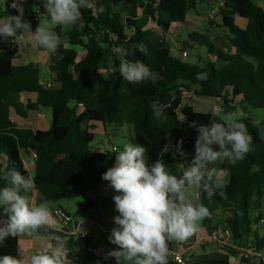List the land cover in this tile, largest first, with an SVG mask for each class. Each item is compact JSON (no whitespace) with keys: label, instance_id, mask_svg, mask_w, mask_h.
<instances>
[{"label":"trees","instance_id":"1","mask_svg":"<svg viewBox=\"0 0 264 264\" xmlns=\"http://www.w3.org/2000/svg\"><path fill=\"white\" fill-rule=\"evenodd\" d=\"M93 2L97 7L103 5L105 12L93 15L91 9H82L83 29L72 27L64 31L62 26H55V30L68 40L69 47L61 46L50 53L53 58L57 57L49 66L53 73L47 82L50 87L42 79L39 64H14L16 49L0 44V188L8 185L3 177L13 168L28 177L22 151L34 152L33 180L40 193L39 202L71 199L80 194L84 202L76 214L94 207L95 203L87 194L103 183L102 174L115 163L117 151L89 153L95 139L90 129L96 124L131 126V141L147 149L149 162L159 157L167 145V138L172 137V153L169 156L164 153L163 160L170 165L173 174L180 175L183 169L179 162L191 161L198 135L189 124L219 121L211 110L202 112L190 104L182 105L184 99L179 94L182 90L193 91L199 98H222L255 109L264 108V9L253 0H224L222 5L220 0ZM28 3L40 6V11L33 12L27 19L34 31L44 11L43 3L42 0H28ZM206 5H215L220 18L218 26L228 30L226 36L234 52L218 47L207 31L195 30L188 33L183 47H203L212 59L205 65L182 63L172 56L170 46L164 40L155 39L154 35L156 31L164 35L170 33L174 24L187 25L188 15L191 12L202 14L200 7ZM140 43L146 46V55L135 50L134 46ZM121 45L134 51L128 59L143 61L162 79L157 84L151 81L131 84L124 80L119 73L121 57L117 51ZM80 50L84 51L82 58ZM109 65L116 71L105 80L102 73ZM198 73H207V79L198 80ZM153 101L166 106L164 118L153 116L150 107ZM41 107L52 110L48 130H33L23 124ZM240 120L253 138L252 150L234 165L226 161L215 165L227 170L228 182L222 189L225 197L216 194L209 201L205 193L198 191L199 199L194 202H202L209 210L203 224L208 225L216 213L223 214L235 241L252 232L253 200L264 195V140L253 119ZM261 125L264 126V122ZM179 140H183L186 157L175 153ZM34 237L48 238V235L41 230ZM19 239L20 236L8 237L0 244V256H18ZM174 243L169 242V255ZM67 247L69 258L81 264H116L114 258L105 259V255L92 253L90 246L84 252L74 251L72 241L67 240ZM183 264L228 262L199 259L185 260Z\"/></svg>","mask_w":264,"mask_h":264},{"label":"clouds","instance_id":"2","mask_svg":"<svg viewBox=\"0 0 264 264\" xmlns=\"http://www.w3.org/2000/svg\"><path fill=\"white\" fill-rule=\"evenodd\" d=\"M24 3L25 0H12L10 7L17 14L0 17V39L8 41L11 38L20 47L41 48L49 53H55L61 46L69 47L68 40L54 26L83 29L82 9H91L93 15L105 12L104 6L97 7L93 0H42L44 11L33 31L31 22L25 19ZM8 6L5 0V12ZM23 34H27L26 38ZM134 48L147 54L142 43ZM117 51L121 57L119 73L128 83L151 81L157 84L162 79L143 61L128 59L134 55L132 49L121 45ZM115 71L116 68L109 65L102 73L105 80ZM196 78L206 80L207 73H198ZM150 107L156 119L165 117L164 104L153 101ZM212 114L219 121L213 119L208 124L192 121L189 124L198 132L195 155L187 165H180L183 169L180 175L173 174L163 160V154L171 150L169 145L163 147L154 162H149L147 149L140 144L126 143L116 153L114 165L102 174V180L117 193L112 199L118 213L108 237L117 247L109 250L105 259L114 258L116 264H168L169 242L186 241L199 231L200 222L209 215L202 202H192L189 191H201L209 201L216 194L226 196L222 190L225 186L222 176L227 170L215 165L225 161L234 165L243 160L252 150L253 138L238 113L215 109ZM175 153L180 157L187 156L183 140L177 141ZM3 179L8 185L0 188V244L8 237L37 236L41 230L48 235L49 242L27 258L19 249L18 256H0V264H73L66 237L56 234L61 228L48 202L36 203L30 198L29 194L35 188L34 180L15 168ZM78 230L86 235L81 227Z\"/></svg>","mask_w":264,"mask_h":264},{"label":"crops","instance_id":"3","mask_svg":"<svg viewBox=\"0 0 264 264\" xmlns=\"http://www.w3.org/2000/svg\"><path fill=\"white\" fill-rule=\"evenodd\" d=\"M4 2L5 0H0V8L4 9V11H1L0 9V17L5 16L6 14L16 15L17 12L10 7L12 0H7V5L9 6L7 7L6 12L4 7ZM213 8H215V5L201 6L200 7V10L202 11L201 16H205L209 14ZM24 9H25V19H28V17L33 12H36V6L34 7L33 5H30L28 3V0H25ZM195 14H196L195 12H191L188 15L187 17L188 23H189V18L191 17L196 20L200 19V17L196 16ZM185 26L189 28V26L187 25ZM159 32L160 31H156L154 37L155 39H158V41H162L165 35L162 32H160L161 35L158 36L157 33ZM23 35L26 38L27 34H23ZM213 38H214L213 39L214 43L217 45L216 38L215 37ZM0 44L11 45L16 49L17 55L14 59V64L16 65L37 63L41 67L46 66L49 68L50 64H54L57 58V57L53 58L49 52L41 48H33L31 46L20 47L18 44L13 42L12 39H9L8 41H3L2 39H0ZM181 46L183 47V45ZM217 46L224 49L225 51L234 52V48L232 47L230 42L224 47H221L219 45ZM183 98L185 99L182 105H185L186 103L190 104L195 110L202 112H208L210 110L212 111V106L216 102V100L212 98H204L205 100H200V98L196 97L194 94H189V95L184 94ZM198 108H203V109H198ZM219 109L223 110V112H236L238 113L240 119L248 117L258 121L260 124L261 122H264V108L255 109L245 104H236L224 100L222 103H220ZM28 119L23 121L25 122V125L33 130H37V128L34 129L33 127H31V124L26 123ZM119 127L122 128L123 126H119ZM132 134H133V130L131 132V137ZM105 138L107 139V144L111 145L112 139L110 138V136L105 135ZM167 145H169L171 150L169 152H166L165 154L169 156L171 155L174 146L172 137L167 138ZM113 148H117V147L112 145V148L103 149L100 151H108V150L113 151ZM194 150H195V146L193 148V151ZM116 151H118V149ZM193 151L191 153L192 156H193ZM26 154L28 157L31 156V152ZM24 164H26L25 160H24ZM166 164L170 166L168 163ZM187 164L188 163L179 162V165H187ZM27 169L29 172L28 177H31L33 179L35 172L34 166H30ZM116 194L117 193H115L114 190L108 187V182L103 181V183L100 186L93 189L87 194L88 198L95 203L94 207L89 208L87 211H84L81 214H76L78 208L84 202L80 194H77L73 198H71V199H76V197H80L79 200H76L74 206L71 205V202H66L65 201L66 199H58L48 202V206L53 211V214L55 210L61 209L71 216L72 220L67 224L60 221L57 217L56 219L59 221V225L61 228V231L58 232L59 234H61L63 237H66L68 241L71 240L72 245L75 244L77 240L81 241V245L79 249L75 247L74 250L72 246L74 251L84 252L87 250L88 246H90L93 248L92 253H94L97 256H101V255H105L109 250L115 249L117 247L116 245L111 244L108 240V237L111 233V229L115 227L114 217L118 215V213L115 211V205L112 199V197ZM29 195L33 202L36 203L39 202L40 193L35 188ZM188 195L193 203L199 199V192L196 189H191ZM71 199H67V200H71ZM257 199L259 202L255 205L253 204L254 205L253 208L256 213V215L254 216L256 220V226L259 224V222H263L264 220V201L259 198ZM251 213H250V218L252 220L251 233H253V231L256 230L253 227V217H251ZM215 217H217V219L214 222ZM80 218L83 219L82 224H80ZM80 227L84 230L86 235L80 233V231L78 230ZM226 227L227 226L225 222V216L221 213H216L211 218V221L208 223V225L200 223L199 231L196 232L190 238H188L186 241H174L175 243L172 253L175 252L181 253L186 261H196L199 259L200 260L204 259V260H225L228 262V264H260L258 260L253 261L252 259H247V260L243 259L242 250L255 245L258 248V250H260L261 252V249L264 248V238L256 237L254 240H250L248 235L242 240L235 241L232 238L230 241L227 242L224 239V234L222 231ZM215 229L221 231L218 240H214L210 237L211 231ZM47 242H49V238L46 237L20 236L18 246H19V250H22L25 257L27 258L34 252H37V249L35 248H38L39 251L42 250L43 246ZM169 257L170 255H168L167 257L168 264H173V261Z\"/></svg>","mask_w":264,"mask_h":264},{"label":"rangeland","instance_id":"4","mask_svg":"<svg viewBox=\"0 0 264 264\" xmlns=\"http://www.w3.org/2000/svg\"><path fill=\"white\" fill-rule=\"evenodd\" d=\"M253 2L264 9V0H253ZM259 2V3H258ZM1 9V8H0ZM1 11H4L2 8ZM196 16H199L200 19H193L192 17L189 18V23L187 28L185 25H178L174 24L171 27L170 33L165 35L163 40L170 46L171 48V54L176 59L180 60L182 63L190 64V65H205L211 58V56L207 53L206 49L199 46H187L182 47V42L187 39L188 33L196 30V31H207L209 34H211L213 37L216 38L217 45L224 47L225 45L229 44L228 39L226 38L228 30L223 29L218 26L220 23V18L217 15V10L213 8L211 12L205 16H201V13H196ZM195 16V17H196ZM58 26V25H57ZM55 27V26H54ZM64 31H69L72 29L70 26H62ZM158 36H160V32L157 33ZM186 50L188 52V56L184 57L182 56V52ZM84 51L80 50V57H83ZM42 79L44 82H48L52 79L53 73L49 70L48 67L42 66ZM180 96L183 98L184 94L189 95L193 94V91L187 92L186 90H182L181 93H179ZM185 99V98H183ZM200 100H205L204 98H200ZM203 109V108H198ZM37 112H41L44 114L43 118H39L37 116ZM255 119V118H254ZM52 121V110L50 108H44L41 107L38 111H35L31 113V116L26 121L27 124H31V127L34 129H40V130H48L50 127ZM25 124V122H23ZM36 124V125H34ZM254 126L258 128V131L264 140V126H262L258 121L254 120ZM95 134V139L90 145L89 153L90 155H93L94 153L103 150V149H110L113 146H116L118 151L122 149L123 145L126 143H131V132L132 127L129 125H124L122 128L119 126H116L113 123H108L106 125L103 124H96L93 128L90 129ZM105 135H109L112 139V144H107V139L105 138ZM117 151V152H118ZM195 155V150L193 151V156ZM22 157L26 161L27 164H30V157L27 156L25 151H22ZM30 166V165H29ZM223 184L228 182V175L222 176ZM80 197H76V199L71 200H65L66 202H71V205L74 206L76 200H79ZM259 201L257 198H254L253 204H257ZM253 205V206H254ZM251 217H253V227L256 231H253V233L249 234V239L254 240L256 237L264 238V220L263 222H259V224L256 226V220L254 216L256 215L254 208H252ZM217 219V217L214 218V222ZM259 221V219H258ZM202 223V221L200 222ZM81 241H76L75 244H73V248L75 250V247L77 249L80 248ZM38 250V248H35ZM261 252L264 254V248L261 249Z\"/></svg>","mask_w":264,"mask_h":264},{"label":"built area","instance_id":"5","mask_svg":"<svg viewBox=\"0 0 264 264\" xmlns=\"http://www.w3.org/2000/svg\"><path fill=\"white\" fill-rule=\"evenodd\" d=\"M224 2V0H220V5H222ZM40 11V6L37 5L36 6V12H39ZM188 54H187V51L184 50L182 52V56L186 57ZM47 87H50L51 84L50 83H46ZM216 102L214 103V105L212 106V111H214L215 109H219L220 107V103H222L225 99H222V98H217L215 99ZM228 101V100H227ZM229 102V101H228ZM79 107L81 108L82 107V104H79ZM37 116L39 118H43L44 117V114L41 113V112H37ZM117 148H113V151H116ZM35 153L34 152H31V156H30V164H25V167L28 168L30 166H34V163H35ZM30 165V166H29ZM28 170V169H27ZM263 201H264V195L262 196L261 198ZM59 213V214H57ZM54 214L56 215V217L64 222V223H69L72 218L69 214H67L65 211L61 210V209H57L54 211ZM223 231V234H224V239L228 242L232 239V233L231 231L229 230V228H225L222 230ZM220 234H221V231L218 230V229H215V230H212L211 233H210V237L214 240H218L219 237H220ZM173 262L177 263V264H183L185 262V259L184 257L182 256L181 253H171L170 257H169ZM242 258L247 260V259H252L253 261L254 260H258L261 264H264V254L260 252V250H258V248L254 245V246H251L249 248H246V249H243L242 250ZM73 261V264H81L79 261H75V260H72Z\"/></svg>","mask_w":264,"mask_h":264}]
</instances>
